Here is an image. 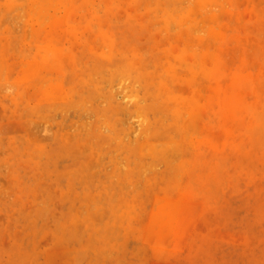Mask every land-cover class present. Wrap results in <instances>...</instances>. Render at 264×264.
I'll use <instances>...</instances> for the list:
<instances>
[{
	"label": "rangeland",
	"instance_id": "rangeland-1",
	"mask_svg": "<svg viewBox=\"0 0 264 264\" xmlns=\"http://www.w3.org/2000/svg\"><path fill=\"white\" fill-rule=\"evenodd\" d=\"M0 264H264V0H0Z\"/></svg>",
	"mask_w": 264,
	"mask_h": 264
},
{
	"label": "bare ground",
	"instance_id": "bare-ground-1",
	"mask_svg": "<svg viewBox=\"0 0 264 264\" xmlns=\"http://www.w3.org/2000/svg\"><path fill=\"white\" fill-rule=\"evenodd\" d=\"M137 11V10H136ZM184 27V26H183ZM185 32V31H184ZM185 38H187V37H185ZM188 39V38H187ZM170 40V39H169ZM172 40H174V39H172ZM172 42V41H171ZM186 61V60H185ZM162 69V68H161ZM185 116V115H184ZM137 133H138V131L137 130H135V131H133L132 132V136L133 137H136V135H137ZM180 220V219H179ZM175 222V221H174ZM174 222H172V223H174ZM181 223V222H180ZM169 229V228H168Z\"/></svg>",
	"mask_w": 264,
	"mask_h": 264
}]
</instances>
